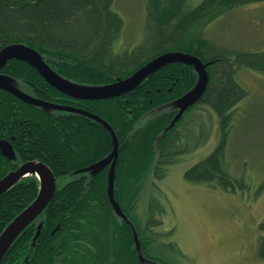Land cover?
I'll use <instances>...</instances> for the list:
<instances>
[{
    "label": "trees",
    "instance_id": "trees-1",
    "mask_svg": "<svg viewBox=\"0 0 264 264\" xmlns=\"http://www.w3.org/2000/svg\"><path fill=\"white\" fill-rule=\"evenodd\" d=\"M188 2L147 0L141 42L119 49L124 21L116 0H0V50L26 45L72 83L114 84L175 52L199 59L208 77L204 93L167 129L178 113L172 102L198 80L195 69L185 62L164 64L118 97L83 100L58 91L29 64L8 60L1 73L25 83L38 100L90 113L106 125L75 111L45 110L0 89V134L14 145L20 143V148H13L15 160L0 154V179L22 163L38 161L51 170L57 185L50 203L15 239L1 264H171L155 252L157 234L151 229L155 222L140 225L134 209L142 179L152 166L160 177L164 175L162 166L173 163L177 128L198 106L215 112L221 136L207 157L185 171V179L225 191L238 185L224 164L231 121L238 102L246 97L235 74L242 67L264 74V50L230 55L216 50V43L204 35L230 10L264 0H202L195 7ZM199 23L207 25L197 30ZM112 131L118 141L113 197L122 216L108 197L110 164L95 174L87 170L113 151ZM38 192L39 182L32 175L0 195V233ZM39 223V237L31 246ZM259 226L264 231V222ZM261 247L263 252L264 243Z\"/></svg>",
    "mask_w": 264,
    "mask_h": 264
},
{
    "label": "rangeland",
    "instance_id": "rangeland-1",
    "mask_svg": "<svg viewBox=\"0 0 264 264\" xmlns=\"http://www.w3.org/2000/svg\"><path fill=\"white\" fill-rule=\"evenodd\" d=\"M146 1L116 0L124 21L117 48L130 49L141 42ZM201 1L189 0L188 6ZM203 26L199 23L197 30ZM205 31L204 37L216 43V50L230 55L264 50V2L236 7ZM235 77L246 97L238 102L231 121L224 164L238 185L225 191L215 184L185 179V171L207 157L220 141L218 117L207 106H198L177 128L173 163L162 166L166 167L164 175H157L152 166L142 179L134 216L140 225L155 222L151 228L157 234L155 252L164 262L264 264V251H260L264 231L259 226L264 222V74L242 67ZM6 80L33 97L23 82Z\"/></svg>",
    "mask_w": 264,
    "mask_h": 264
},
{
    "label": "water",
    "instance_id": "water-1",
    "mask_svg": "<svg viewBox=\"0 0 264 264\" xmlns=\"http://www.w3.org/2000/svg\"><path fill=\"white\" fill-rule=\"evenodd\" d=\"M10 59H18L29 64L31 67L37 70V72L44 80H46V82H48L52 87L56 88L58 91L70 97L83 100H101L118 97L138 86L144 77L152 73V71H154L155 69H158L159 67L163 66L164 64L177 61L185 62L195 69L198 75V80L194 88H192L187 94L172 102V107L178 109V113L176 114L167 129H169L180 117H182L184 110L187 107L195 104L199 96L204 93L208 82L207 72L202 62L199 59L195 58L193 55H188L181 52L169 53L164 56H161L146 65L145 67H143L142 69H140L139 71H137L133 76L124 80H120L117 83L106 86H81L59 76L47 65V63L37 51L26 45H9L0 50V89L10 92L11 94L15 95L17 98L24 102L41 106L45 110L65 109L69 111H75L78 113L85 114L90 118H93L103 123L104 125H106V123L102 121L98 116L92 115L81 110H74L72 108L67 109L55 105H50L21 92L14 86H11L6 79H12V77L1 74L2 68ZM180 102L183 103L180 105ZM111 134L114 142L113 151L105 159L90 166L87 170L91 171L92 174H95L101 171L105 166L110 164L107 186L108 197L111 206L113 207L116 214L122 216V210L120 209L119 204L114 200L113 197V181L115 164L118 157V141L113 131ZM0 152L2 156H4L6 159L11 161L15 160L14 149L7 141H0ZM28 175H35L37 177L39 181V192L35 200L30 203L21 213H19L0 233V264L4 255L6 254L7 250L12 245V243L15 241V239L31 222H33L42 213V211L52 200L56 191V178L54 177L51 170L41 162L29 161L23 163L16 170L8 172L6 175H4L2 179H0V195L8 191L17 182H19ZM41 228L42 223H39L36 228L35 235L32 239L31 246L35 245V242L39 237ZM58 229L59 226L56 227L52 234ZM135 238L137 239L136 233ZM137 242L138 241H136V243Z\"/></svg>",
    "mask_w": 264,
    "mask_h": 264
},
{
    "label": "flooded vegetation",
    "instance_id": "flooded-vegetation-1",
    "mask_svg": "<svg viewBox=\"0 0 264 264\" xmlns=\"http://www.w3.org/2000/svg\"><path fill=\"white\" fill-rule=\"evenodd\" d=\"M24 84H25V83H24ZM25 85H26V84H25ZM26 86H27V85H26ZM27 87H28V86H27ZM12 139L14 140L15 138L12 137ZM0 140H5V141H7L8 143H10V145L12 144V143L10 142V140L4 138V135H2V134H0ZM11 146H12V148H20V143H15V145L12 144Z\"/></svg>",
    "mask_w": 264,
    "mask_h": 264
},
{
    "label": "bare ground",
    "instance_id": "bare-ground-1",
    "mask_svg": "<svg viewBox=\"0 0 264 264\" xmlns=\"http://www.w3.org/2000/svg\"><path fill=\"white\" fill-rule=\"evenodd\" d=\"M193 7V6H192ZM12 80V79H11ZM9 82V81H8ZM12 86V85H11ZM55 194V193H54Z\"/></svg>",
    "mask_w": 264,
    "mask_h": 264
}]
</instances>
